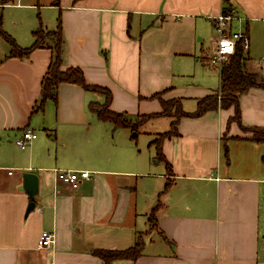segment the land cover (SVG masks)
Segmentation results:
<instances>
[{
  "label": "crops",
  "instance_id": "obj_1",
  "mask_svg": "<svg viewBox=\"0 0 264 264\" xmlns=\"http://www.w3.org/2000/svg\"><path fill=\"white\" fill-rule=\"evenodd\" d=\"M224 1L15 0L4 9L3 26L29 47L40 23L54 28L61 13L63 67L81 68L89 84L111 90V109L136 119L161 112L156 93L181 98L193 112L199 99L219 91V73L203 84L184 78L196 63L208 64ZM227 6L235 15L231 29L237 22L250 39L249 71L262 73L264 0ZM257 44L256 64L250 51ZM9 51L0 36V264H104L94 249L129 248L139 233L142 255L113 264H264V142L246 139L249 132L229 123L234 107L182 118L179 135L163 141L169 172L150 145L158 132L138 148L130 129L89 111L91 101L104 97L78 84H62L57 103L33 112L51 49L36 48L26 59ZM240 107L244 126L264 127V88L242 94ZM26 128L38 137L20 148L16 139ZM57 170L89 171L91 178L73 189ZM25 172L39 176L28 215ZM157 204L158 226L150 229ZM45 230L56 241L40 248Z\"/></svg>",
  "mask_w": 264,
  "mask_h": 264
},
{
  "label": "trees",
  "instance_id": "obj_2",
  "mask_svg": "<svg viewBox=\"0 0 264 264\" xmlns=\"http://www.w3.org/2000/svg\"><path fill=\"white\" fill-rule=\"evenodd\" d=\"M15 0H0V36L3 37L10 45L8 57H18L22 59L29 58L32 51L36 48L47 47L51 49V61L49 67L42 79L41 96L37 101L33 112H44L48 101L57 103L59 87L65 83L78 84L86 91L100 94L104 97L103 102L91 101L89 111L94 113L97 118L105 123L113 125L115 128H127L131 132L137 133L139 129L149 121L158 117H167L171 120L170 129L159 133L157 138L150 145L156 149V159L165 162L169 172L171 164L163 154V141L166 138L179 135L178 126L184 117H201L209 111L218 108L228 109L235 108V114L229 119V123L236 122L249 136L245 137L254 142H264V127L262 126H244L242 123V113L240 107V96L248 92L251 88H264V74L251 72L248 69L249 54L243 49L241 44L236 45L235 53L229 61L219 68L220 88L215 94L205 96L198 100L195 111L188 112L184 110L182 99L173 98L165 100L161 93H156L152 98H157L162 106L161 112L140 115L141 120H134L124 113L116 112L111 109L113 99L112 92L109 88L101 85H92L86 81L84 72L81 68L70 66L63 67V24L61 13L56 19L54 28H46L42 22L40 26L33 31L34 42L29 47L20 46L15 39L9 34L3 26L4 9L6 5L14 3ZM224 12H227L228 0L224 1ZM138 134H136L137 136ZM244 139L243 137H236ZM226 153L228 149L226 148ZM170 182L165 185V191L168 189ZM160 204H157L149 214V222L153 227L158 226L157 211ZM145 239L143 234L139 233L135 244L126 249H103L96 248L93 254L103 260L104 264H113L117 260H137L143 252Z\"/></svg>",
  "mask_w": 264,
  "mask_h": 264
},
{
  "label": "built area",
  "instance_id": "obj_3",
  "mask_svg": "<svg viewBox=\"0 0 264 264\" xmlns=\"http://www.w3.org/2000/svg\"><path fill=\"white\" fill-rule=\"evenodd\" d=\"M235 19L233 10L223 12L215 18V27L219 34L216 48L209 56L208 64L210 66L222 67L224 63L228 62L230 57L236 51V45L241 44L243 49L247 52L250 47V39L244 32L233 31L231 29L232 22ZM261 71L264 74V59L260 61ZM38 137V133L31 129H24L20 136L16 139V144L20 148H26L30 142ZM57 178L63 180L73 189H78L85 179H90L89 171L80 170H57ZM56 241V235L52 231H43L39 241L40 248H48Z\"/></svg>",
  "mask_w": 264,
  "mask_h": 264
},
{
  "label": "rangeland",
  "instance_id": "obj_4",
  "mask_svg": "<svg viewBox=\"0 0 264 264\" xmlns=\"http://www.w3.org/2000/svg\"><path fill=\"white\" fill-rule=\"evenodd\" d=\"M235 21V20H234ZM47 22V21H46ZM238 24L237 22H234L233 28L235 31H238ZM5 29V28H4ZM6 30V29H5ZM10 34V33H9ZM211 35L215 36L216 38V32L213 31L211 33ZM12 36V35H11ZM13 37V36H12ZM14 38V37H13ZM15 39V38H14ZM16 41V39H15ZM17 42V41H16ZM18 43V42H17ZM19 44V43H18ZM20 45V44H19ZM21 46V45H20ZM248 53V52H246ZM250 55L252 56V58H254V63L257 64V62L259 61V59L261 58L262 54L260 52V46L257 44L255 46L252 45L251 47V51H250ZM258 60V61H257ZM195 68V69H194ZM194 69V70H193ZM193 69H191L192 71L190 72V75L188 76L189 78H184L186 79V81H188V79H191L190 82H194V83H208L210 82V80H212V77H209V75L213 76V77H218V73H219V68L215 67V66H210L209 64H207L206 62H200V63H196L195 67H193ZM261 73V72H260ZM262 75V73H261ZM214 80V79H213ZM165 93L162 94V97ZM166 100V99H165ZM141 117H137L134 120H141ZM150 122V123H149ZM148 123H146L145 125H143L139 131L137 132L138 136L135 137L136 139V143L138 144V148H141L140 145H144L145 143H148L150 141L151 135L153 133H162L165 132L167 130L170 129V122L171 120L167 117L164 118H160L157 121L151 123V121H149ZM134 136V132H131V136ZM151 142V141H150ZM152 149V148H151ZM151 151V150H150ZM155 227H153L150 224V229H154ZM152 234H149L148 237H152Z\"/></svg>",
  "mask_w": 264,
  "mask_h": 264
},
{
  "label": "water",
  "instance_id": "obj_5",
  "mask_svg": "<svg viewBox=\"0 0 264 264\" xmlns=\"http://www.w3.org/2000/svg\"><path fill=\"white\" fill-rule=\"evenodd\" d=\"M136 134L137 133H134V136H136ZM21 189L29 195L31 200L26 212L28 215L36 207V199L39 194V176L31 172L23 173V184Z\"/></svg>",
  "mask_w": 264,
  "mask_h": 264
}]
</instances>
